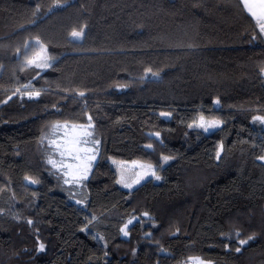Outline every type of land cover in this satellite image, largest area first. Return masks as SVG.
Instances as JSON below:
<instances>
[{
  "label": "trees",
  "instance_id": "1",
  "mask_svg": "<svg viewBox=\"0 0 264 264\" xmlns=\"http://www.w3.org/2000/svg\"><path fill=\"white\" fill-rule=\"evenodd\" d=\"M37 38L47 68L26 63ZM200 115L220 125L205 132ZM257 116L264 34L240 0H0V264H264ZM89 117L97 160L65 183L50 129ZM136 158L177 184L122 188L111 160Z\"/></svg>",
  "mask_w": 264,
  "mask_h": 264
},
{
  "label": "snow or ice",
  "instance_id": "2",
  "mask_svg": "<svg viewBox=\"0 0 264 264\" xmlns=\"http://www.w3.org/2000/svg\"><path fill=\"white\" fill-rule=\"evenodd\" d=\"M244 5V8L247 10L248 13L256 20V23L259 27L260 34H264V0H241ZM62 5H56V7H61ZM84 29L81 28L79 31L73 30L71 32V37L73 39H80L83 36ZM255 38V37H254ZM36 44L39 46L40 51H38L33 57L29 58L26 63L28 65L34 66L36 68H47L49 67V59L50 57L47 56V49L46 46L43 45L40 40L36 39ZM27 47V44L25 45ZM151 73L153 76L158 75L155 72H152L151 69H146V74ZM20 89H17L19 92ZM30 98L33 96H39V92H28L26 93ZM80 96H84L83 92L78 93ZM9 100L11 97L8 98ZM7 103V101H5ZM214 103H219V101H215ZM168 113H161V116H167ZM254 120H259L261 123H264V117H254ZM219 121L214 122H204L203 117H201V123L196 125L198 127H203L205 131L209 128L216 127ZM56 128L63 127L66 131L64 133V137L61 141L57 142L53 140L51 143L55 146L56 152L61 157L60 161L57 163L56 161L49 160V163L53 165V167L57 168L58 171H61L62 174L66 177L70 176L72 179H66L65 183H79L83 179H87V175L89 170L92 166V161L96 160L95 153L98 151V148L95 145H98L99 141L90 140L89 138L92 136V133L89 129L92 127L91 124V117H89V124L85 127L82 125H68L67 123L63 126L56 125ZM192 127V125H189ZM157 137H159V133H155ZM92 144L93 147H84V145ZM147 147L151 148L152 145H147ZM217 157L219 158L220 152L217 151ZM170 159L168 156H163L162 160L167 162ZM258 159L264 160V156L259 157ZM115 163V162H114ZM142 169H147L142 174H138L137 179L134 183H139L141 180L144 179L145 176L151 175L156 180H160L161 177L157 175L156 171L152 169L151 165H138ZM26 179H28L26 177ZM30 183H38L37 180H30ZM117 183L123 184L125 187L131 188L132 184H129L125 181L123 177L117 181ZM77 203H81L77 201ZM94 219V218H93ZM27 223L29 225L33 224L32 220H28ZM129 224L132 223L130 220ZM128 225H125L124 228H121V232L124 233L125 236L128 235L127 232ZM84 231V229H81ZM239 235V233H237ZM254 237L249 236L248 240H239L240 245H245L248 241L252 240ZM228 245H225L227 248ZM44 244L39 245V251H44ZM236 252L241 251V247H237L235 249ZM193 264H200L199 258H193Z\"/></svg>",
  "mask_w": 264,
  "mask_h": 264
},
{
  "label": "rangeland",
  "instance_id": "3",
  "mask_svg": "<svg viewBox=\"0 0 264 264\" xmlns=\"http://www.w3.org/2000/svg\"><path fill=\"white\" fill-rule=\"evenodd\" d=\"M38 51H40V49L39 50H36L35 52H33L32 55H30L27 58V60L29 58L33 57ZM47 56H48V52H47ZM28 92L35 93L37 91L36 90H33L29 86H27L26 89H25V91H24V94L26 96H28L26 94ZM33 97H35V96H33ZM201 117H203V121L204 122L219 121V120H216V119L207 118L205 116L200 115L194 121V123H193L194 126H196V125H198V124L201 123ZM66 123L68 125H82V126H85V127L89 124V122H86V123L57 122V123H54L53 126L50 129V131L53 133V136L54 137L53 138H49V142L52 145L53 150H54V155L52 157H50V158L47 159L48 162H49V160H53V161H56L58 163L60 161V159H61V157L59 156V154L56 152L55 146L51 142L53 140H56L57 142H59V141H61L63 139L64 133H65L66 130L63 127L56 128L55 126L56 125L63 126ZM219 125H220V121H219V123H218V125L216 127H218ZM196 127H198V126H196ZM216 127L209 128L207 131H205V129L203 127H199V128L203 129L205 132H210L213 129H215ZM94 130L95 129L93 128V124H92V127L89 129V131L92 133V136L89 138L90 140H94L93 139ZM94 141H99V140L98 139H95ZM95 146L96 147L99 146V143H98V145H95ZM84 147H93V145L90 143L88 145H84ZM97 154H98V151L95 153L96 160H97ZM96 160L92 161L91 169L93 168V165L96 162ZM111 163H112V166H113L114 170L116 171L117 181L120 180L121 177H123L127 183L132 184V187L131 188H128V187H125L123 184L118 183L122 188H124L126 190H131L132 188H134L135 186H137L138 184H140L141 182H143L144 180H147V179H151V180H153L155 182L172 183L174 185L177 184V180L176 179H174V178H172V177H170V176H168L166 174H163V173L158 172L157 171L158 169H156V167H155V165L153 163H151L150 161L142 160L141 158H136V159H133V160L112 159L111 160ZM138 165H151L152 166V169H154L156 171L157 175H159L161 177V179L160 180H156L151 175H148V176H145L144 179L141 180L139 183H134V181L137 179L138 174H142L144 171H147V169H142ZM51 166L53 167L52 164H51ZM55 169H57V168H55ZM91 169L89 170L87 177L89 176ZM64 177H65V179H72V177H70V176H68V177L64 176ZM27 178L28 179H26V177L23 178V180L20 183L17 184L19 190L22 192L23 195L29 193V190L32 189V187H34L36 184L39 183V178L36 175H34V174L27 175ZM30 180H37L38 183H35V184L30 183ZM73 183L74 184H78V183H75V182H73ZM1 189H2V184L0 183V190ZM73 202L76 203V201H73ZM122 235L124 237H126L123 232H122ZM193 258H199L200 264H211L209 261L204 260L200 256H195V255L194 256H189L188 258H186L185 261L182 264H193Z\"/></svg>",
  "mask_w": 264,
  "mask_h": 264
},
{
  "label": "crops",
  "instance_id": "4",
  "mask_svg": "<svg viewBox=\"0 0 264 264\" xmlns=\"http://www.w3.org/2000/svg\"><path fill=\"white\" fill-rule=\"evenodd\" d=\"M241 1V0H240ZM242 5H243V3H242ZM243 7H244V5H243ZM245 9V8H244ZM246 10V9H245ZM246 12H247V10H246ZM248 13V12H247ZM249 15H250V13H248ZM251 16V15H250ZM252 17V16H251ZM253 18V17H252ZM254 19V18H253Z\"/></svg>",
  "mask_w": 264,
  "mask_h": 264
}]
</instances>
